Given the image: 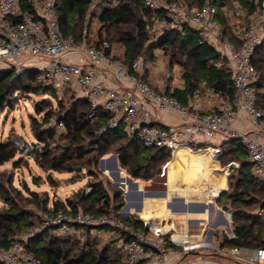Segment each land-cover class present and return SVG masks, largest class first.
Masks as SVG:
<instances>
[{"label":"built area","instance_id":"built-area-1","mask_svg":"<svg viewBox=\"0 0 264 264\" xmlns=\"http://www.w3.org/2000/svg\"><path fill=\"white\" fill-rule=\"evenodd\" d=\"M56 1L0 0V70H12L15 77L26 69L35 70L37 83L54 87L59 98L70 93L87 99L92 107L90 117L98 108L108 111L112 118L107 127L114 128L122 122L124 131L137 138L144 147L164 148L170 152V160L163 167V176L170 172L180 152L208 154L219 160L223 153L221 143L239 138L254 173L264 179V143L260 141L264 137V111L256 105L258 73L252 62L254 50L264 37V0L250 17L248 26L241 28L244 42L240 47L225 37L217 20L215 0H205L200 8L189 7L182 0L171 3L143 0L147 8L163 12L162 20H157L153 29V40L164 30L180 31L191 27L198 31L200 43H207L221 53L217 65L227 67L232 73L235 93L217 110H195L183 106L170 94L156 91V86L142 77L147 68L154 72L160 70L162 49L156 50L154 61L138 59L131 65H125L113 58L108 42L104 41L101 46L90 44L85 38L89 33L87 29L83 31L81 41L65 37L61 32ZM101 1L94 0L92 7ZM24 3L28 9L24 8ZM234 8L237 16L243 14L238 2H234ZM182 85L184 82L178 87L172 86L171 91ZM160 87L161 84L156 88ZM168 112L178 116L180 122L162 120L161 114ZM240 116L248 121L251 130L235 128ZM64 127V120L57 115H51L43 124V129L62 131ZM13 144L22 153L31 149L30 144L20 140H14ZM111 160V157L103 159V162H110L106 172L113 170ZM235 165L234 162L226 165L223 169L225 174ZM113 171L119 178L126 176L121 168L118 172L116 169ZM116 183L120 187L126 186L125 179ZM212 190L204 191L206 204H213L221 194V190L216 193ZM90 191L87 189L86 193ZM123 192L126 196L128 190L123 188ZM126 217H137L142 226L125 222ZM85 227L109 228L118 233L123 264H152L154 261L167 264L175 249L191 251L198 248L196 244L172 234L169 218L140 216L134 211L126 216L123 208L117 212L113 207L109 213L100 216L83 210L75 214L59 211L46 215L40 229H50L55 236L70 238L78 234L79 228ZM32 235L26 233L18 239L26 243ZM223 235L228 239L235 237L231 229L219 233L216 237L218 253L234 257L239 264H264V248L222 247ZM21 242L9 248L0 242V264H46L26 250Z\"/></svg>","mask_w":264,"mask_h":264},{"label":"trees","instance_id":"trees-1","mask_svg":"<svg viewBox=\"0 0 264 264\" xmlns=\"http://www.w3.org/2000/svg\"><path fill=\"white\" fill-rule=\"evenodd\" d=\"M93 1H56L58 20L65 37L81 41L84 38L83 31L87 29L89 33L85 38L90 44L101 46L106 41L110 46L109 52L113 50V44H118L121 50L113 54V58L125 65H131L138 59L154 60L156 50L162 49L165 54H170V64H178L181 71L183 70L182 78L185 81L183 88H176L173 91L167 88L164 92L177 99L183 106H188L196 94H201L202 89H211L225 100L232 99L235 93L232 73L227 67L217 65L221 53L207 43H200L198 31L191 27H185L180 31L167 29L153 40L156 21L163 18L161 10L153 11L147 8L143 0H113V4L110 1L106 5H103L106 0H102L92 7ZM166 1L171 3L177 0ZM182 1L189 7L200 8L205 0ZM234 2L241 5L243 14L236 15ZM262 4L263 0H215L218 23L225 37L236 47H240L244 42L241 28L248 26L250 17ZM24 8L28 9L25 3ZM228 12L237 17L236 23L231 21ZM93 19L97 21L98 29L91 27ZM252 62L258 73V81L255 84L256 105L259 110L264 111V37L254 50ZM148 73L147 68L142 75L146 81H149ZM36 74L35 70L26 69L15 77V72L12 70H0V113L5 108L12 107V97L17 92L47 96V99L35 105L36 113H42V117L40 121L33 119L32 124L39 148L35 160L43 170L58 173L73 172L78 167L84 169L85 166L96 164L100 158L108 154L117 153L120 168L133 179L149 181L162 174L164 165L170 160L169 151L164 148L144 147L137 138L129 136L124 131L122 122L114 128L107 127L112 118L108 111L98 108L90 117L92 107L87 99L77 98L71 94L70 98L64 101L63 97H58L54 87L41 86L37 83ZM154 88L158 92H163L160 88ZM53 99L57 102V109H53V103L51 105L49 101ZM45 102L49 109L45 110L42 106ZM51 115H57L64 120L65 127L62 134L56 135L54 129H43L44 122ZM59 136L66 141V144L61 151L55 152L53 144L57 142L56 137ZM220 146L223 150L219 158L220 163L224 166L232 162L236 164L227 175L226 191L219 197V201L224 195L228 197L231 230L235 237L228 239L223 235L220 246L264 248V221L261 217L264 213V179L254 173L241 139L232 138L222 142ZM86 147H91V151L85 150ZM17 150L12 141L0 140V166L13 160ZM89 154L94 155L87 157ZM14 165L18 167L16 161ZM94 176L95 173L90 171V177L94 178ZM49 181L52 185L56 184L52 176H49ZM12 182L13 179L0 180V199L6 205L0 208V242L3 247H12L15 243L21 242L18 238L22 234L33 233L26 243H21L26 250L33 252L46 264L123 263L124 258L120 248L111 249L109 244L99 247L98 241L92 236L81 241L73 237L55 236L50 229H36L31 221L34 213L25 207L27 203L39 209L42 206L44 213L40 222H43L46 215L59 211L75 214L82 204L87 205L83 211L100 216L109 213L113 207L118 212L125 206V196L121 188L113 187L110 191L104 183L92 182L88 185L91 191L82 192L78 203L72 200H57L53 203V207L46 208L41 205V198L37 193L30 192L31 196L24 197L21 191L12 187ZM252 193L259 195L258 200L261 199L258 202L259 210L262 212L260 217H250L245 210L246 205L251 203L249 199H245V196H250ZM124 221L136 227L142 226L137 217H126Z\"/></svg>","mask_w":264,"mask_h":264},{"label":"crops","instance_id":"crops-1","mask_svg":"<svg viewBox=\"0 0 264 264\" xmlns=\"http://www.w3.org/2000/svg\"><path fill=\"white\" fill-rule=\"evenodd\" d=\"M113 54H116L114 49ZM150 71L152 74L150 73L151 76L148 77L149 82H151V77L154 76V71ZM152 84L154 85V83ZM156 85L159 86L158 83ZM212 91L208 89L205 94H196L190 100L188 106L195 110H216L221 108L225 99L220 97L218 93H212ZM161 119L167 121V123L180 122V118L172 112L161 114ZM234 126L242 131L251 130L248 121L243 116L238 117ZM260 141L264 143L263 136ZM197 154L200 156H198V160H196ZM186 157L189 168L185 170L183 162L178 158V161L174 162L177 165H172L173 170L176 172L174 173L173 171L171 177H169L170 173H168V177L165 175L166 179L163 182L160 179L155 186L152 185V188L149 186L148 190L145 187L142 188L140 184L131 183L129 181L130 176L121 175L118 180L125 179L127 183L125 187H121L128 190L125 196L126 204L123 209L126 213L134 211L140 216L148 215L158 219L167 217L172 224V234L174 236L198 246V248L196 247L191 251L175 249L168 258L167 264H223L224 259L238 263L234 257H226L216 251L217 235L231 229V210L229 205H221L219 198L213 204H206L203 196L204 191L209 189H219L221 192L226 191L227 176H225V186L221 187L225 166L222 167L220 160L213 159L208 154L191 153L190 156ZM206 166L211 168L210 172L207 171L210 168L206 169ZM184 170L188 173L184 172ZM221 171L224 173L222 174ZM184 176L187 180L182 182L181 179ZM129 183H131V186ZM141 203L143 205H140ZM88 236L95 237L98 243L100 242L99 247L109 244L111 249H114V247L120 248V235L112 230L109 231L103 228H79L78 234L73 236V238L83 241ZM246 249L253 250L251 248ZM152 264L161 263L154 261Z\"/></svg>","mask_w":264,"mask_h":264},{"label":"rangeland","instance_id":"rangeland-1","mask_svg":"<svg viewBox=\"0 0 264 264\" xmlns=\"http://www.w3.org/2000/svg\"><path fill=\"white\" fill-rule=\"evenodd\" d=\"M110 1H112L111 3L113 4V0H106V2L103 5L108 4ZM100 9L101 7L98 9L97 13L100 11ZM231 12L234 13V11H231ZM231 12H228L229 16L231 17V21L233 23H236L238 21L237 17H235V15L232 14ZM91 27H95L94 29H98L99 25L95 19L92 20ZM113 49L115 53H119V51L121 50L118 44H113ZM161 56L163 58V62L161 64L160 70L158 72H154V76L152 75L153 77H151L150 81L154 83V86L156 87H158L156 85L157 83L159 86L161 84L160 90H163V91L166 90L167 88L171 90L172 86L173 87L180 86L181 83L184 81V79L182 78L183 70L181 71L180 66L178 64H170L169 62L171 59L170 54H167V53L165 54L162 51ZM151 61H154V60H151ZM150 73L151 71L149 70V73H148L149 76H151ZM206 92H207L206 89L201 90V94H205ZM70 95L71 94L68 93L62 99L65 101L66 98L67 99L70 98ZM43 99H47V96H42L41 94H38V95L23 94L21 92L15 93L12 97V107H7L5 108V110H3V112L0 113V140L6 141L8 139L12 142L14 140H20L24 142L25 144H30V145H32L33 143L37 144L38 140L36 139L35 133L32 129L33 128L32 124H33V119L35 118L39 121L41 120L42 113L41 114L36 113L35 105L37 103H41ZM49 101L51 105L53 103V109H57L56 100L53 99L52 101L51 100ZM42 106L45 108V110L49 109V106H47L46 102L43 103ZM63 130L62 131L54 130V131L56 135H60L63 133ZM56 138L58 139H57V142L53 144V151L58 152L62 150V148L66 144V141L63 140L62 137L60 139V136ZM86 145L89 146L88 144ZM91 149H92L91 147L85 148V150L87 151H91ZM29 151L27 153H22L21 150H17L16 157L13 160L0 166V180L3 179V181H5V180L13 179L12 187L21 191L24 197L31 196L30 192L37 193V195L41 198V205H43L46 208L53 207V203L57 200H60V201L72 200L78 203V199H80L81 193L86 192L87 189H90L88 185L89 183H92V182H102L104 183V185H106V188L110 191L112 190L113 187L115 188L119 187L123 190V188L120 187L119 184L116 185V182L118 181L119 177H118V174H116V172L113 171L115 170L113 165H111L113 170L106 172L107 164H110V162L109 163L103 162V159H105L106 157L117 155V153L108 154L105 157L100 158V160H98L96 164L94 163L93 165L85 166V168L81 169V171L58 173V172L43 170L40 167L39 163L36 162L35 156L30 155ZM92 155L94 154H89L87 157H91ZM190 155L191 153H186V152L184 153L180 152L178 154V158H180L181 161L183 162L184 164L183 168L185 170L189 168L188 160L186 156H190ZM198 156L199 155L197 154L196 160H198V158L200 157ZM15 161L18 163L17 168L14 165ZM111 163H112V160H111ZM173 164L175 166L176 163H173ZM221 166L223 167L224 165L221 163ZM207 168H210V167L206 166V169ZM185 170L184 172H187ZM90 171H93L95 173L94 178L90 177ZM173 171L174 170L172 166L169 172L170 173L169 177L172 176ZM207 171L210 172L211 168L208 169ZM175 172L176 171H174V173ZM221 172L222 174L224 173L223 171ZM126 175L128 174L126 173ZM227 175L224 174L221 187L225 186V176ZM49 176H52V179L56 183L55 185L51 184V182L49 181ZM162 177H163V172L162 174L157 175L156 177H154L152 180H149V181H141L138 179L134 180V179H131L130 177L129 179H131L132 183L140 184L142 188L145 187L148 190L149 186H151V188H152V185L155 186V184H157V182ZM33 178L36 179L35 184L32 181ZM23 180L26 181V185L23 184ZM186 180L187 179H185V176L181 179L182 182H185ZM234 182H236V179H234ZM129 185L131 186V183H129ZM217 191H219V189L212 190V192L214 193H216ZM230 191H232V189ZM258 197L259 195L257 196V194L255 193H252V195L250 196H245V199H249V202H251L250 205H246L247 207L245 208V210L250 214V217H260L262 214L261 210H259L260 203L258 204V202H260L261 199L258 200L259 199ZM16 198L20 200L19 197H16ZM20 203L22 204L23 202H20ZM219 203L221 205H228V197L226 195L222 196ZM3 205L6 206L5 202L0 199V208L4 207ZM82 206H79V210H84V208H86L87 205L82 204ZM25 207L33 211L34 215L31 221H33L34 225L36 226V229L41 228L42 222H40V220L44 213L41 209L42 206H40V209H39V208H36L33 204L27 203ZM261 217L264 221V213H263V216ZM105 230L110 231L111 229L105 228ZM99 245H100V242H99ZM213 250L215 251V249ZM222 263L223 264H239L232 260H226V259H224Z\"/></svg>","mask_w":264,"mask_h":264},{"label":"water","instance_id":"water-1","mask_svg":"<svg viewBox=\"0 0 264 264\" xmlns=\"http://www.w3.org/2000/svg\"><path fill=\"white\" fill-rule=\"evenodd\" d=\"M29 154H30V155H34L35 157L38 156V154H39V148L37 147V144H36V143H33V144L31 145V150L29 151ZM111 158L114 160V167H115V169H116L117 172H118V171L120 170V167H119V164H118V157H117V155H112ZM76 171H81V168H77ZM122 174L125 175V173H122ZM165 179H166V177L163 176V177L161 178V181L163 182ZM129 180H130V182L132 183L131 179H129ZM32 181H33L34 184L36 183V179H35V178H33ZM23 184L26 185V181H25V180H23ZM116 185H118V183H116ZM222 193H223V192H221V194H222ZM140 205H143V204L141 203ZM140 208H141V207H140ZM127 215H129V212L126 213V216H127Z\"/></svg>","mask_w":264,"mask_h":264},{"label":"bare ground","instance_id":"bare-ground-1","mask_svg":"<svg viewBox=\"0 0 264 264\" xmlns=\"http://www.w3.org/2000/svg\"><path fill=\"white\" fill-rule=\"evenodd\" d=\"M199 159V158H198ZM220 191V190H219Z\"/></svg>","mask_w":264,"mask_h":264}]
</instances>
